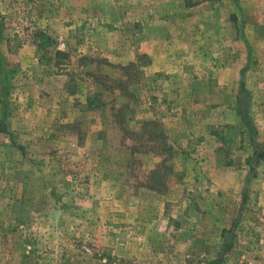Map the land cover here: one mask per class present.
Returning <instances> with one entry per match:
<instances>
[{
  "label": "rangeland",
  "instance_id": "1",
  "mask_svg": "<svg viewBox=\"0 0 264 264\" xmlns=\"http://www.w3.org/2000/svg\"><path fill=\"white\" fill-rule=\"evenodd\" d=\"M0 264H264V0H0Z\"/></svg>",
  "mask_w": 264,
  "mask_h": 264
},
{
  "label": "crops",
  "instance_id": "2",
  "mask_svg": "<svg viewBox=\"0 0 264 264\" xmlns=\"http://www.w3.org/2000/svg\"><path fill=\"white\" fill-rule=\"evenodd\" d=\"M164 13H167L168 16H172V17L175 16V14H171L173 12L169 10H165ZM184 19H185V24L188 27L190 24L193 25L196 22L197 17L194 14H192L191 16L189 15L184 16ZM156 25L157 24H154V26L151 28L150 34L154 35L157 32ZM161 28L164 29L163 27ZM147 32L148 31L145 29L143 30L142 34L144 33L146 34ZM136 47H137L136 50L138 51V53H143V54L148 55L151 60L150 65L144 68V70L146 71L145 76L149 77L150 79H156L157 83L159 84L162 82L163 89L161 91L163 92L161 95L158 94V96L160 95V97L161 96L166 97V94H165L166 92L168 97L170 96L176 97L177 94L180 92L179 90L180 88L178 87H180V82L182 79L181 75L178 74L179 65L181 64H179L176 57L160 61L159 56H157V53H156V47L153 45H148V40L145 39V37L142 38V41ZM157 48L159 49V47ZM134 56H135V52L134 53L132 52V61L135 58Z\"/></svg>",
  "mask_w": 264,
  "mask_h": 264
},
{
  "label": "trees",
  "instance_id": "3",
  "mask_svg": "<svg viewBox=\"0 0 264 264\" xmlns=\"http://www.w3.org/2000/svg\"><path fill=\"white\" fill-rule=\"evenodd\" d=\"M61 55H63L61 52H55L56 57L61 56ZM81 59L83 61V60H86L87 58L82 57ZM138 59L139 60H145V59L147 60L148 58L146 55L143 54V55H140L138 57ZM149 63H150V60H148V62L146 64L140 63L139 65H136L135 62H130L126 66H120L119 68H120V70H122L123 75L125 77H128L130 80H132V79L136 78L135 74L136 75L139 73L141 74V72L138 69L139 66L141 69L142 67L149 65ZM132 70L135 71V74H134V71L132 72ZM134 82H136V80ZM88 104H90V103H88ZM143 124H144L143 125V132L149 135V141H154V142L160 143V145H162L163 152L167 153L168 157L170 158L171 157V148L166 144L165 134H164L163 130L160 129V126L158 125V123L156 121H149L148 120V121H145ZM260 157H261V155L257 151H255L253 159H255V161H259L258 159ZM159 185L162 186V184H159ZM150 190L159 193L158 188H156L155 186L150 187Z\"/></svg>",
  "mask_w": 264,
  "mask_h": 264
}]
</instances>
